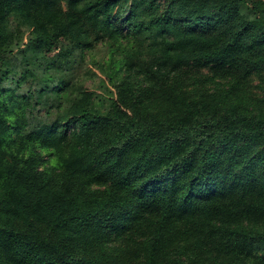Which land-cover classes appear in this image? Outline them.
Wrapping results in <instances>:
<instances>
[{
  "label": "trees",
  "instance_id": "1",
  "mask_svg": "<svg viewBox=\"0 0 264 264\" xmlns=\"http://www.w3.org/2000/svg\"><path fill=\"white\" fill-rule=\"evenodd\" d=\"M258 1L0 0V264H264Z\"/></svg>",
  "mask_w": 264,
  "mask_h": 264
},
{
  "label": "rangeland",
  "instance_id": "2",
  "mask_svg": "<svg viewBox=\"0 0 264 264\" xmlns=\"http://www.w3.org/2000/svg\"><path fill=\"white\" fill-rule=\"evenodd\" d=\"M255 2L259 1L255 0ZM111 56L107 42H96L92 50L87 53L86 62L84 64L82 62L74 71L75 82L82 86L83 90L92 93L95 106L103 112L110 109L122 78L115 74L116 68L112 64Z\"/></svg>",
  "mask_w": 264,
  "mask_h": 264
}]
</instances>
